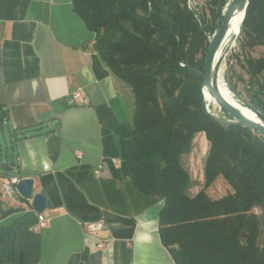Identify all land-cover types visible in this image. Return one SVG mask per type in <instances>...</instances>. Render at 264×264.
Returning <instances> with one entry per match:
<instances>
[{
  "label": "trees",
  "instance_id": "1",
  "mask_svg": "<svg viewBox=\"0 0 264 264\" xmlns=\"http://www.w3.org/2000/svg\"><path fill=\"white\" fill-rule=\"evenodd\" d=\"M226 1L207 0V18L186 0H71L94 33V51L130 89L134 111L133 143L120 153L128 180L97 179L88 167L68 175L93 204L118 215L134 217L161 202L158 235L174 264H264V138L206 116L198 81L185 69L202 71ZM236 42L247 79L227 86L264 115V0H249ZM256 49L263 51L251 56ZM5 117L0 112V127ZM199 134L207 152L196 181L184 161ZM218 179L229 192L211 198L207 189ZM36 222L25 213L0 227V264H39V236L29 231Z\"/></svg>",
  "mask_w": 264,
  "mask_h": 264
},
{
  "label": "crops",
  "instance_id": "2",
  "mask_svg": "<svg viewBox=\"0 0 264 264\" xmlns=\"http://www.w3.org/2000/svg\"><path fill=\"white\" fill-rule=\"evenodd\" d=\"M93 41L71 0H0V112L7 130L0 189L9 177L29 178L33 193L49 203L40 214L46 226L38 233L39 264H174L158 235L161 202L134 217L118 215L93 204L68 175L105 161L104 179L130 176L120 153L133 143L132 94ZM76 90L85 106L71 104ZM22 214L0 200V227ZM98 221L104 228L87 232L86 224Z\"/></svg>",
  "mask_w": 264,
  "mask_h": 264
},
{
  "label": "water",
  "instance_id": "3",
  "mask_svg": "<svg viewBox=\"0 0 264 264\" xmlns=\"http://www.w3.org/2000/svg\"><path fill=\"white\" fill-rule=\"evenodd\" d=\"M248 2L249 0H227L224 4L220 3V17L215 29L208 35V46L204 57L202 71H194L189 67H185V69L198 81V88L202 95V109L206 116H208L213 122L222 126L244 128L264 138V115L249 104L237 100L227 84H223L226 90L231 93L239 103V106L242 109L250 111L257 118V120L250 119L240 107L224 98L219 88L220 66L226 52L238 38ZM238 14L242 15L240 28L237 34H234L229 38L228 44L225 48H222L221 54L217 56L224 41L228 37L230 21ZM205 92L215 106L226 115L225 117L209 111L206 104ZM6 174L7 173H5V175ZM15 190L22 200H31V206L35 214L40 215L49 207V203L44 195L33 193L32 179H21L15 186Z\"/></svg>",
  "mask_w": 264,
  "mask_h": 264
},
{
  "label": "rangeland",
  "instance_id": "4",
  "mask_svg": "<svg viewBox=\"0 0 264 264\" xmlns=\"http://www.w3.org/2000/svg\"><path fill=\"white\" fill-rule=\"evenodd\" d=\"M189 1V0H186ZM190 6L192 10L196 13L197 16H206L208 18L209 16V7L207 5V0H190ZM216 10V9H215ZM221 13V12H220ZM217 25V24H216ZM213 32V31H212ZM225 48V47H224ZM263 50L262 49H256L250 53L251 56L256 57L259 54H261ZM239 49L237 42L233 43L228 51L226 52L224 59L222 61V64L220 66V81L219 86L226 92V88L223 84H227V82H231L232 79L234 80L237 76H242L245 80L247 79L246 75L243 74L242 68H241V58L239 57ZM223 70V71H222ZM242 85H238V91L241 92V98L244 100L245 95L242 90ZM206 104L208 106V109L210 112L220 115V116H226L222 111H220L214 103H212V100L206 96ZM213 104V105H212ZM214 106V107H213ZM7 138V130L4 128V125L0 127V160H4V147L5 142ZM207 152V143L203 139L202 135L198 136L197 140L195 141V146L193 148V151L191 154L185 159L184 165L186 169L191 174V177L194 178V180H198L200 178L202 167H203V160L205 157V154ZM1 172H4L2 170ZM10 175H12V172H8ZM9 175V176H10ZM200 188L197 187L198 190ZM229 192L228 185L222 180L218 179L216 180L208 189L207 193L211 198H219L224 195H226ZM255 214H260L259 210L253 211ZM14 220V219H13ZM11 220V221H13ZM10 221V222H11ZM10 222H7L10 223ZM5 224V225H7ZM4 226V225H3Z\"/></svg>",
  "mask_w": 264,
  "mask_h": 264
},
{
  "label": "built area",
  "instance_id": "5",
  "mask_svg": "<svg viewBox=\"0 0 264 264\" xmlns=\"http://www.w3.org/2000/svg\"><path fill=\"white\" fill-rule=\"evenodd\" d=\"M190 1V0H189ZM186 1L187 7L192 10L190 6V2ZM71 104L75 106H85L87 104V99L85 94L81 90L74 91L70 96ZM110 163L115 167L120 165L119 159H111ZM106 168V162L100 161L92 168V174L94 178H103V171ZM21 179L19 177H9L3 184L0 189V200L2 202H12L17 204L19 208H21L25 213H34L31 200H22L18 193L15 190V186ZM46 226V220L42 217V215H37V222L33 226L29 228V231L38 234L41 229ZM104 228V223L102 221L88 223L86 224V230L89 233H97Z\"/></svg>",
  "mask_w": 264,
  "mask_h": 264
},
{
  "label": "bare ground",
  "instance_id": "6",
  "mask_svg": "<svg viewBox=\"0 0 264 264\" xmlns=\"http://www.w3.org/2000/svg\"><path fill=\"white\" fill-rule=\"evenodd\" d=\"M241 20H242V15L241 14H238V15H235L232 20L230 21V24H229V34H228V37L227 39L224 41L220 51L218 52L217 56H219L221 54V50L222 48H224L227 44H228V41H229V38L234 35V34H237L239 28H240V24H241ZM223 71V70H222ZM220 92L221 94L224 96V98H226L229 102L233 103L234 105L239 106V103L236 101V99L233 97V95L231 93H229L228 91H224L220 86ZM209 97L207 95V93L205 92V98ZM210 98V97H209ZM213 103V102H212ZM213 105V104H212ZM214 107V106H213ZM241 108V107H240ZM242 109V108H241ZM242 111L246 114V116H248L250 119H253V120H257V118L248 110L246 109H242Z\"/></svg>",
  "mask_w": 264,
  "mask_h": 264
}]
</instances>
